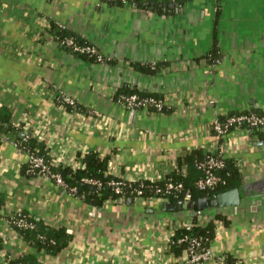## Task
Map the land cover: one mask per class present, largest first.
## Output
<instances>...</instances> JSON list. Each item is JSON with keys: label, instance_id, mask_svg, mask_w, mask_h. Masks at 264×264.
Segmentation results:
<instances>
[{"label": "crops", "instance_id": "obj_1", "mask_svg": "<svg viewBox=\"0 0 264 264\" xmlns=\"http://www.w3.org/2000/svg\"><path fill=\"white\" fill-rule=\"evenodd\" d=\"M52 19L111 59L100 62L61 47L49 33ZM134 63L160 68L146 74ZM133 89L161 94L168 111L118 101ZM60 91L82 111L70 113L57 104ZM0 106L11 110L22 135L45 143L54 166L77 169L94 150L100 158L109 155L107 173L113 176L158 179L176 169L184 153L203 148L231 158L242 186L254 183L264 178V128L235 127L219 137L212 123L232 113L264 114V0H155L151 7L132 1L0 0ZM27 162L28 151L0 145V264L31 250L8 223L17 211L44 225H64L72 234L58 254L40 255L44 264L185 259V251L176 257L169 243L174 229L192 220L191 208H163L156 197L92 205L52 180L25 173ZM180 170L186 172V165ZM204 212L200 222L217 212L226 221L216 222L213 259L199 264H228L227 254L235 258L230 264H264V195L251 192L238 206Z\"/></svg>", "mask_w": 264, "mask_h": 264}, {"label": "trees", "instance_id": "obj_2", "mask_svg": "<svg viewBox=\"0 0 264 264\" xmlns=\"http://www.w3.org/2000/svg\"><path fill=\"white\" fill-rule=\"evenodd\" d=\"M109 4H120L121 0H106ZM155 0H132V2L141 3L143 7H151L152 3ZM49 33L57 40L61 46V41L66 38H74L78 44H92L80 38L76 32L64 26L62 23L52 19L49 24ZM61 47L68 49L80 56L89 57L96 61L104 62L109 61L111 58L103 54L102 59L96 54L89 52H80L74 50L72 46L63 44ZM211 58L215 56L214 52H211ZM134 67L142 73L146 74H156L157 70L160 68V65L155 63H134ZM136 93L141 97H154L156 99H163L161 94L133 89L129 92H123L121 94H133ZM120 95V94H119ZM117 96V99L119 98ZM61 93H58L54 100L57 104L61 105L62 108L70 113L82 111L81 105L76 101L75 104H70L62 100ZM149 110L154 112H166L168 111V106L165 105L160 111L154 105H149ZM249 113V112H243ZM238 113H232L229 115H234ZM258 114V113H256ZM227 115V116H229ZM227 116L221 117L220 120L224 121ZM249 127V126H248ZM251 129V128H250ZM259 131V129H255ZM4 135L15 142L23 148L25 151L39 154L46 158L49 163L50 158L48 156L47 150L44 142H40L34 135L25 134L22 135V129L13 121L12 112L9 109L0 106V136ZM262 135V133H261ZM219 151L209 152L203 148H196L189 150L182 158L178 159L177 167L173 171L164 174L158 179H126L122 184V193H117L112 185L109 184V181L119 177L113 176L112 174L107 173L109 155L103 156L100 158L97 151H89L83 156V165L77 169H73L70 165H60L54 166L51 164V167L56 172L62 174L64 180L71 186H76L78 192L75 195L82 196L87 202L92 205L101 206L106 200H116L120 197H128L131 199L136 198L137 190H142L144 198L156 197L161 200L163 203H178L196 201L200 197H211L212 194H215L220 191L228 190L233 187H240L243 184V176L241 175L238 165L231 159L225 158V166L218 170V174L224 180V183H221L215 188L199 190L196 187V177H201L203 172L196 167V163L204 160L210 155L218 154ZM185 164L187 167L186 172H182L180 167ZM28 163L24 168V172L27 174H37V171H30ZM200 172V174H199ZM196 176V177H194ZM194 177V178H193ZM84 178H94L101 182V185H91L83 181ZM169 181L181 182L182 187L180 189H173L167 191L166 184ZM159 189V190H157ZM190 193L191 197L188 200H184L185 193ZM2 204V198L0 197V207ZM192 211L196 212L197 205L193 204L191 207ZM14 219L25 218L28 221L32 222L33 227H24V226H15L13 228L26 240L29 244L31 250H22L10 260L8 264H44L40 258V255H56L61 252L62 249L67 247L71 240L73 239L72 234L67 232L64 225L59 226H48L44 225L41 221L31 217L24 211H17L11 214ZM10 216V217H12ZM193 226L191 229H187L184 226L176 227L174 233L171 237L169 243V251L173 253L176 257L183 255L185 249L187 248V243H180L179 238L184 235H188L190 238H198L201 240L202 247H210V243L216 234V222L226 221V218L221 213H215L214 216L210 219L205 220L204 222L199 221V215L197 213L192 214ZM1 243V240H0ZM1 245V244H0ZM226 263L230 264L235 261V258L231 254H227L225 257ZM174 264H179L175 262Z\"/></svg>", "mask_w": 264, "mask_h": 264}, {"label": "built area", "instance_id": "obj_3", "mask_svg": "<svg viewBox=\"0 0 264 264\" xmlns=\"http://www.w3.org/2000/svg\"><path fill=\"white\" fill-rule=\"evenodd\" d=\"M132 0H121L122 3H127ZM172 2H177L178 0H169ZM61 46L63 44L72 46L74 50H78L80 52H89L92 54H96L99 59H102L103 53L100 49L97 48L95 44H78L74 38H66L62 40ZM155 64V63H153ZM61 93L62 100L75 104L76 99L62 91ZM118 101L130 108L148 110L149 105H154L158 111H160L165 105V101L163 99H156L154 97H141L136 93L133 94H120ZM214 132L217 136L222 137L228 134L235 127H246L251 128L252 130L264 128V114H256V113H238L234 115H229L226 117L224 121H221L219 118H215L212 123ZM249 126V127H248ZM4 142H10L15 147H20L17 142L13 139L1 135L0 136V145ZM225 155L222 150H219L218 154L210 155L206 157L204 160H201L196 163V167L203 172V175L196 181V187L199 190L212 189L224 183V180L218 174V170L225 166ZM28 165L30 171H37L39 175L42 177L52 180L58 187L63 189L65 192L75 195L78 192V188L76 186L69 185L63 178L62 174L56 172L52 169L49 161L43 156L35 153L28 152ZM117 177V176H116ZM144 179V178H143ZM125 178H116L109 181V184L113 186L117 193H122V184L124 183ZM133 180V179H132ZM84 182L89 183L91 185H101L97 179L94 178H84ZM182 187L181 182H173L169 181L166 184L167 191L173 189H180ZM159 190V189H157ZM142 190H137L136 198H143ZM123 197V196H122ZM191 194L185 193L184 200L190 199ZM153 198V197H148ZM197 213L198 215L204 214ZM9 225L13 227L15 226H24V227H33L32 222L28 221L25 218L14 219L13 216L8 219ZM193 226V220H190L189 223L185 224L184 227L187 229H191ZM171 241V240H170ZM180 243L186 242L187 248L185 249L186 257L180 264H199L204 261H209L213 259L214 252L210 247H202L201 240L198 238H190L188 235H184L178 240Z\"/></svg>", "mask_w": 264, "mask_h": 264}, {"label": "water", "instance_id": "obj_4", "mask_svg": "<svg viewBox=\"0 0 264 264\" xmlns=\"http://www.w3.org/2000/svg\"><path fill=\"white\" fill-rule=\"evenodd\" d=\"M264 195V178L254 181L251 184H245L242 187H233L228 190L212 194L211 197H200L196 201L178 202L175 204H164L163 208L169 207L170 210L191 208L193 204L197 205L196 213H202L206 208L229 207L240 205L243 195L251 194Z\"/></svg>", "mask_w": 264, "mask_h": 264}]
</instances>
